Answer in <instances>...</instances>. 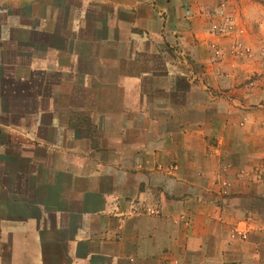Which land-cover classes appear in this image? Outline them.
Instances as JSON below:
<instances>
[{
	"label": "crops",
	"instance_id": "0c3cea01",
	"mask_svg": "<svg viewBox=\"0 0 264 264\" xmlns=\"http://www.w3.org/2000/svg\"><path fill=\"white\" fill-rule=\"evenodd\" d=\"M176 262L264 264V0H0V264Z\"/></svg>",
	"mask_w": 264,
	"mask_h": 264
},
{
	"label": "built area",
	"instance_id": "2783aa9c",
	"mask_svg": "<svg viewBox=\"0 0 264 264\" xmlns=\"http://www.w3.org/2000/svg\"><path fill=\"white\" fill-rule=\"evenodd\" d=\"M229 19L227 18L225 22L229 23ZM213 31H218L219 33H223V31H225L224 27H214ZM234 55L239 58V59H247L249 57L252 56V50L250 48L244 47L241 44H236L235 45V51H234ZM214 62H218V60L221 57V54L219 52V50L215 49V55H214ZM250 86H254L253 81H251ZM174 264H179V263H174Z\"/></svg>",
	"mask_w": 264,
	"mask_h": 264
}]
</instances>
